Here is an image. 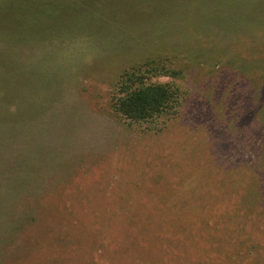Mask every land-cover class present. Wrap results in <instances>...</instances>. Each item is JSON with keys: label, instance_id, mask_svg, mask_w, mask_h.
<instances>
[{"label": "rangeland", "instance_id": "374dc122", "mask_svg": "<svg viewBox=\"0 0 264 264\" xmlns=\"http://www.w3.org/2000/svg\"><path fill=\"white\" fill-rule=\"evenodd\" d=\"M149 1L0 0V78L6 85L0 91V185L43 188L42 198H35L33 205L34 215L42 221L30 239L31 230L25 229L23 240H10L4 254L20 257L3 261L2 256L0 264H57V259L71 260L70 264H117L115 252L131 243V232L142 250L123 253L121 264H190L189 260L264 264L260 262L264 257V87L259 90L257 110L235 115L225 104H218L213 108V121L199 122L188 115L185 126L173 130L174 138L147 139L139 130L126 129L90 110L78 95L82 85H92L105 94L111 91L108 75L114 74L121 60L107 70L98 61L120 45L131 46L129 42L134 44L142 34L160 26L182 32V23L199 21L201 12L209 13L211 20H217L222 11L235 18L246 6L241 0H160V7ZM68 7L73 12L71 20L89 35L92 46L86 36L82 37L85 44H77V37L67 36L61 28L63 13L71 17ZM36 14L44 17L35 18ZM104 43L111 45L102 47ZM9 52L18 57L10 58ZM176 84L192 103L204 96L205 103L212 105L210 91L196 93L200 85L189 73ZM105 99H97L100 111L106 108ZM221 127H228V133H220ZM30 129L26 136L30 141L25 142V135L19 134ZM71 132L73 152H90L89 159L103 161L73 173V183L59 198L60 186L51 170L68 158ZM179 159L183 167L197 165L215 173L203 188L208 192L204 198L185 195V202L184 195L174 193L185 178L178 171L182 169L177 167ZM149 165L158 169L151 171ZM26 171L36 174L27 184ZM140 172L149 177L146 187L137 184ZM155 182L157 192L146 190ZM72 190L88 192L81 204L70 196ZM249 196L257 199V206H248ZM139 199L144 206H139ZM21 200L17 192L0 191V204L13 208ZM58 206L66 218L64 229L58 226ZM81 207L88 215L90 226L85 230L91 236L77 235L69 227L71 215L76 228L84 223ZM182 208L187 214L179 218L185 211ZM241 211L249 217L239 224L228 216ZM137 218L151 221L152 231L140 232L133 224ZM157 219L160 224H155Z\"/></svg>", "mask_w": 264, "mask_h": 264}, {"label": "trees", "instance_id": "16d2710c", "mask_svg": "<svg viewBox=\"0 0 264 264\" xmlns=\"http://www.w3.org/2000/svg\"><path fill=\"white\" fill-rule=\"evenodd\" d=\"M241 1L246 5L243 6L245 12L243 11L244 13L235 18L228 17L226 12L222 11L218 13L217 20H211L209 13L201 12L202 16L198 17L199 21L182 23V32H173L167 26H160L150 33L142 34L134 44L129 42L131 46L120 45L98 61L99 65L107 70V66L114 64L115 60L116 62L121 60L114 74L110 73L108 75L111 91L105 94L92 85H82L78 88V95L90 110L108 117V119L124 126L126 129L139 130L147 139L153 137L174 138L173 130L177 129L178 126H185L188 115H193L199 122L213 121V108L221 103L225 104L227 109L235 115L239 112L244 114L246 109L257 110L260 105L259 90L264 87V0ZM149 2H152L154 7H160V0H150ZM68 13H71V17L66 12L63 13L64 20L61 25L63 31L67 36L74 34L72 36L77 37V44H80V42L85 44L87 39L89 45L92 46L93 43L89 35L81 31L79 26H76V22L71 20L73 14L71 8ZM41 17L44 16L41 14L35 15V18ZM192 19L196 20L197 18ZM21 30L18 29V32L20 33ZM83 36H86V39L82 38ZM81 39L85 40L82 41ZM101 45L102 47H109L111 44L104 43ZM133 50H136L135 53H132ZM8 56L16 59L18 54L9 52ZM221 58L226 59L220 61ZM248 58H251V61ZM105 59H108L106 63H104ZM235 62L237 63L235 64ZM208 65H210V69L206 68ZM188 73L192 75L194 82L200 85L196 93L210 91L211 106L205 103L204 96L202 98L197 96L196 102L192 103V98L182 93L183 90L176 84V80L182 79ZM160 77H167L168 81L155 80ZM2 84L3 81L0 78V91L6 87ZM102 97H106V108L100 111L101 107L97 105V99ZM191 104H194V107L192 111H189L188 108ZM25 121L30 122L29 120ZM220 129V133H228V127H221ZM30 132L31 129L24 130L19 135H25V142H29L30 137L26 136ZM73 135L72 133L70 137V153L68 152L69 155L66 156L68 158L51 170L60 186L58 189L59 198H63L67 187L70 183H73V173L89 164L91 167L98 166L101 164L100 161H103L89 159L90 152H73L76 148L73 143ZM102 155L107 156V153ZM106 156L104 157L106 158ZM182 163L183 161L179 159L177 167L182 168L178 171L182 170L185 178L178 186L179 190H173L174 193L184 195L183 201L185 202V195L204 198L205 193L208 192L207 190L203 191V188L207 185L208 178H212L215 173H211V168L201 169L197 165L183 167ZM149 166L148 168L151 171L158 169L156 165ZM34 177H36L34 172L26 171L25 184H27V180ZM140 179L141 182L137 183L140 184L139 187H146L149 177L145 178L143 173L140 172ZM163 183L167 185V182ZM133 187L138 190L136 186ZM153 187H147L146 190L157 192L156 182ZM30 188L31 186H22V184L13 187L8 182L0 185V191L9 189L19 193L22 198L20 204L13 208L5 203L0 204V258L3 256V259L1 258L3 261L8 258L20 257L14 254L5 255V248L10 240H13V237H20L23 240L25 229L31 230L28 233L30 239L35 227L38 225L37 222L41 219L40 216L34 215L33 205L36 202L35 198L39 200V197L43 195H41L43 188L39 191L35 189L36 187L34 189ZM257 188L259 187L257 186ZM77 189H79L78 186ZM69 194L78 199L77 202L81 204L82 198H84L83 195H87L88 192L79 193L77 190H72ZM262 195L264 196V191ZM91 200V202L95 200L93 194ZM137 203L139 206H144L140 199ZM181 204L185 206L186 203L181 202ZM257 205V199L255 200L249 196L248 206L253 208ZM182 209H185V211L178 215L179 218L187 214L186 208ZM80 210L84 215V223L80 225V228H76L71 221V215L68 217L70 219L69 227L77 235L84 233L86 236L87 234L91 236L89 231L85 230L86 226H90V221L87 219L88 215L83 213L82 207ZM62 211L63 208L58 206L56 214L61 221L58 226H63L62 229H64L65 226L62 221L66 218L61 214ZM65 212H67V209H65ZM76 216H78L77 213ZM228 216L236 220L238 224L242 220L246 221L249 217L247 212L244 211H241L240 215L235 214L233 216V213H229ZM158 220L155 224H160ZM149 222L151 221L143 222L140 218H137L133 224L140 228V232L148 233L152 231V228H150L152 224ZM13 224H15L14 229ZM123 225L128 224L123 222ZM47 229L49 232L51 231L49 227ZM111 229L116 231L114 227H111ZM131 234H133L131 243L121 245L118 248L121 251L117 250L115 252L117 264H121L120 260L124 259L123 253H128L129 250L139 253L142 250L134 238L136 237L134 233L131 232ZM54 261L57 264H70L71 262V260L66 259ZM260 262L264 263V257ZM189 263L197 264L192 260H189ZM199 264L204 263L199 262Z\"/></svg>", "mask_w": 264, "mask_h": 264}]
</instances>
